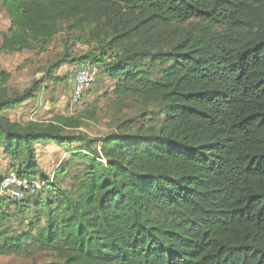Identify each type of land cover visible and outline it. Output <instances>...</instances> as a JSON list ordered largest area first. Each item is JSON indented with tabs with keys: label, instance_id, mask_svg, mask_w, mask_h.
<instances>
[{
	"label": "trees",
	"instance_id": "obj_1",
	"mask_svg": "<svg viewBox=\"0 0 264 264\" xmlns=\"http://www.w3.org/2000/svg\"><path fill=\"white\" fill-rule=\"evenodd\" d=\"M0 5L10 17L9 31H0L4 52L44 53L61 36L88 47L78 54L66 44L22 91L0 66V146L19 176L39 182L35 194L3 204L26 201L23 211L34 202L36 218L0 233V255L51 253L52 264H264V0ZM87 62L116 82L112 132L81 129L97 118L93 109L13 117L48 81L68 79L55 75L61 66ZM44 143L69 153L52 177L38 162Z\"/></svg>",
	"mask_w": 264,
	"mask_h": 264
},
{
	"label": "rangeland",
	"instance_id": "obj_2",
	"mask_svg": "<svg viewBox=\"0 0 264 264\" xmlns=\"http://www.w3.org/2000/svg\"><path fill=\"white\" fill-rule=\"evenodd\" d=\"M9 29L10 17L0 5V31L8 32ZM66 44L78 54H82L88 50L86 45L76 41V39L65 42L62 36L58 37L50 45L48 51L44 53L25 50L22 53L11 54L2 51L0 44V66L12 75L9 80L10 88L12 87L15 90L22 91L30 86L34 80L42 79L52 61L62 53ZM77 67V64H66L57 69L55 75L67 76L68 79L60 82L58 85H54L52 81H48L46 91H42L38 95V100L32 101L28 108L16 111L13 117L22 121L49 119L55 114L80 115L88 113V111L93 109L97 118L93 121L86 120L81 129L91 137H103L112 132L114 130L112 127V117L115 114L114 110L116 107V99L113 91L116 82L109 79L103 72L101 74L99 73V78L91 90L85 94L78 104H72V82L76 75ZM36 150L42 171L51 177L54 176L56 171H59V166L63 163L64 159L69 157L67 150L59 148L53 143L37 145ZM11 163V158L4 153L0 146V177L10 172H15L11 168ZM77 166L75 164L73 168H66L68 172L61 179L62 186H69L70 179L72 178L71 172ZM33 177L38 178L39 175L36 174ZM39 195L40 193L36 197ZM36 197L29 200L33 201ZM26 203V201H23L19 204L26 205ZM19 204H13L8 209L4 206L5 219L0 223V233L2 235L8 236L21 232L36 218L34 202L29 205L30 208L24 206L23 211L19 208ZM55 261L56 257L51 253H41L35 256L20 254L0 255V264H52Z\"/></svg>",
	"mask_w": 264,
	"mask_h": 264
},
{
	"label": "built area",
	"instance_id": "obj_3",
	"mask_svg": "<svg viewBox=\"0 0 264 264\" xmlns=\"http://www.w3.org/2000/svg\"><path fill=\"white\" fill-rule=\"evenodd\" d=\"M97 78L98 67L95 64L87 62L78 67L72 88L71 103L80 102ZM38 187L39 182L37 180L21 177L16 172H10L0 177V219L5 202L11 199L22 200L28 195L35 194Z\"/></svg>",
	"mask_w": 264,
	"mask_h": 264
},
{
	"label": "crops",
	"instance_id": "obj_4",
	"mask_svg": "<svg viewBox=\"0 0 264 264\" xmlns=\"http://www.w3.org/2000/svg\"><path fill=\"white\" fill-rule=\"evenodd\" d=\"M73 83H74V80H73V82H72V87H73Z\"/></svg>",
	"mask_w": 264,
	"mask_h": 264
}]
</instances>
